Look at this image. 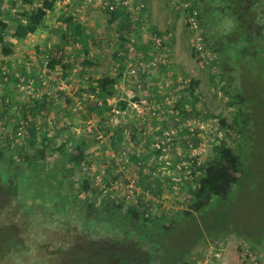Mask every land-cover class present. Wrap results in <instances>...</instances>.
<instances>
[{"label":"trees","instance_id":"16d2710c","mask_svg":"<svg viewBox=\"0 0 264 264\" xmlns=\"http://www.w3.org/2000/svg\"><path fill=\"white\" fill-rule=\"evenodd\" d=\"M17 1L0 0L1 55L15 52V45L7 36L24 39L35 33L58 2L42 0L31 10L13 11ZM32 1L23 0L28 4ZM195 2L199 10L196 17L212 55L210 63L218 68L226 92L230 93L229 104L236 107L231 123L224 119L220 122L235 130L239 137L236 142L228 139L217 142L206 162L194 161L189 167L194 189L189 190L193 199L188 208L156 216L142 197H138L136 205L128 207L122 195L102 197L95 176L89 175L88 142L84 136L80 133L73 144V130H69L66 139L55 145L49 129L39 128L37 123L41 111L59 107L67 110L64 128L69 129L70 110L74 108L70 93L59 92V98L43 93L33 104L22 105L25 120L28 115L35 119L29 122L25 133L19 136L15 128L13 136L0 140V264H189V257H184L186 245L176 246L172 235L216 197L227 198L233 185L243 181L249 171L248 163L252 162L245 154L248 131L253 125L264 127V0ZM125 9L124 5L115 10L105 6L114 20H120L121 10ZM60 20L68 29L63 31L64 38L87 45L84 26L75 15L62 13ZM123 57L118 60L123 61ZM93 62L87 58L84 64ZM50 65L52 68L60 65L65 71L72 66L61 58L50 59ZM126 72L136 91L146 88L149 82L141 81L143 72L138 77L131 76L127 68ZM119 78V74L108 73L94 80H83L88 81L84 88L86 95L81 94L82 99L86 98V111L100 117L102 125L114 108L112 98H119L117 108L130 107L127 99L117 95ZM197 86L198 81L192 79L188 88L192 97H196ZM141 96L133 101H139ZM182 102L175 108L179 112L178 121L184 123L191 111ZM122 132L119 128L111 135V144L120 145ZM132 160L140 163L141 158L134 155ZM155 181L157 188L152 192L158 195L163 192V182L161 177H155ZM254 238L253 241L248 237L252 250L264 264V232L255 233Z\"/></svg>","mask_w":264,"mask_h":264},{"label":"rangeland","instance_id":"374dc122","mask_svg":"<svg viewBox=\"0 0 264 264\" xmlns=\"http://www.w3.org/2000/svg\"><path fill=\"white\" fill-rule=\"evenodd\" d=\"M41 1L33 0L31 4H28L24 3L23 0H18L13 11L31 10L40 5ZM65 1L68 0H58L54 10L47 14L40 27L45 25L51 33L49 39L54 33L58 37L56 42L49 40L51 46L45 49L47 50L45 52L40 49L41 56L40 54L35 56L34 53L31 55L30 52H27L28 55L24 60L39 61L36 69L32 65L35 63L29 61L26 70L27 73L36 72L35 78H38L46 54L51 59H58L59 51H64L61 60L63 63L71 64V68L65 71L64 68L62 69L60 65H57L54 69L62 70L65 74L64 77H68L73 83L70 96L74 101V108L70 110L72 113V116L69 117L71 122L69 121L67 124V127L70 126V128H64L66 127L64 121H68L67 110L59 107H48V110L44 109L40 112L37 120L39 128L42 126V128L49 129V135L54 139L55 145L66 139L69 130H73L71 137L73 144L80 133L84 136L88 142L86 153L90 163L89 175L91 174V177L101 175V180L96 177L94 182L95 185H98L102 197L105 194L110 197H114L112 195L117 196L116 186L119 183L125 185L133 178L136 179L139 188L137 197H142L143 201H147L152 207L151 212L155 213L156 216L161 213L171 215L173 212L188 208L193 199L189 190L194 186L192 185L194 182L189 167L194 161L206 162L217 142L225 139L236 142L239 137L235 130H230L220 122L221 119H224L226 123H231L236 107L229 104L230 93L226 92V86L218 75V68L210 63L209 57L212 55L203 37L201 25L199 32L203 37L205 50L197 52L194 48L198 41L194 39L195 31L189 25V14L192 8L198 7L196 0H128V2L125 1L128 6L124 5L126 9L121 10L123 13L122 20L110 18L111 15L105 11L104 0H84L85 6L89 5L99 9V16L84 17L89 22V33L87 34L91 44L95 46L98 40L100 41L99 44L105 43L101 46L105 56L101 58L99 64L90 67L91 71L100 72L104 75L108 73L119 74L120 78L117 85L119 84L121 87L116 89L117 95L127 99L130 105L129 108H126L128 114L125 116L118 114L116 117L112 112L104 125L95 113H87L86 102L84 101L86 98H81L82 93L86 95L84 88L88 81L81 79L86 73L79 74L77 71L83 65L82 58L85 57L86 48L78 42L75 44L63 37V31L66 30L65 25L60 20V15L67 11ZM140 1L145 4L142 10L140 9ZM8 4L6 3L4 7L7 8ZM119 5L122 4L119 3ZM108 29L110 33L105 34ZM126 30L129 31L128 35L131 38H135L136 44H144L143 48L146 50L142 52L145 54L152 47L151 33L153 30L170 34L169 63L149 73L151 75L148 77L149 87L146 86V88L138 91L134 89L131 84L133 82L129 81L127 77V62L124 59L120 62L119 56L116 54L119 51L116 48L119 42L117 39H121L120 42L125 44ZM7 37L12 41L13 37ZM88 42L86 40V43ZM19 44L20 41L14 43L15 50ZM88 48H90V44ZM101 53L103 54V52ZM2 64L8 65L12 73L17 72L21 76L27 74L23 72L26 69V61L25 63L24 61L21 62L22 68H15L0 58V65ZM59 74H61L60 71ZM13 75L17 76L16 74ZM15 76L11 77L8 83L0 82V140H6L7 136L14 135L15 128L23 120L22 105L24 103L31 105L36 99V94L28 93L26 90H20L16 87V84L13 83L17 81ZM180 77L187 79L188 85L184 89L176 90ZM192 79L198 81V86L194 92L196 97H192L188 89ZM51 81L53 80L50 79L48 87L51 89V96H53L56 95V89L55 83ZM141 81L143 82V79ZM179 93L181 96H178ZM139 94L154 100L161 106L159 118L157 120L152 119L149 125L136 116L131 105L133 99ZM91 96L94 97V95ZM56 97L59 98L57 95ZM166 97L170 100L173 98L176 100L168 102ZM118 99L114 97L110 103L117 107L115 104ZM181 101H183L182 104H185V108L191 111L189 115L185 116L186 122H180L179 126L175 127L165 126L163 123L164 112L169 110L168 113L175 117L179 113L175 106ZM60 106L65 105L60 104ZM28 109L27 113L29 112ZM82 114H87V116L84 117ZM170 120L174 119L170 116ZM119 128H122V131L124 128L133 130L134 136L129 139L123 138L120 145H115V147L111 144L110 138ZM171 129L179 132L178 140L173 141L170 147L165 150L166 155H164V150H159L154 146V138L162 134L163 130ZM248 135L245 154L252 162L248 163L249 171L243 181L233 185L227 198L216 197L197 216L180 225L172 235V240L177 244L176 246L186 245L184 257H189V264H262L259 257L253 252L252 243L248 237L254 241L255 233L264 232V127L253 125L249 129ZM121 136L123 137V132ZM221 136L223 138H220ZM181 139L183 141H180ZM122 149H126L130 153L126 161L127 167L124 169H121L113 159V154L116 155ZM134 155L141 158L140 163H134L132 160ZM52 160H54L53 156L50 157V161ZM147 176H152V178L148 179ZM155 177H161L163 182L161 186L163 192L158 195L152 192L157 188ZM178 179L183 180L182 183ZM132 204L125 202V207ZM142 205L139 208H142ZM244 236L247 237L248 241ZM192 248L193 251H191ZM34 253L37 254V250L34 249Z\"/></svg>","mask_w":264,"mask_h":264},{"label":"built area","instance_id":"2783aa9c","mask_svg":"<svg viewBox=\"0 0 264 264\" xmlns=\"http://www.w3.org/2000/svg\"><path fill=\"white\" fill-rule=\"evenodd\" d=\"M128 0H104L105 6L109 7L110 10L117 9L119 3L125 6H128V4L125 2ZM144 1V0H142ZM141 2V1H140ZM145 4L141 2L140 9L142 10ZM142 7V8H141ZM199 10L198 8H193V10L189 14V25L191 28L195 31V37L198 41V44L194 46L195 50L197 52H203L205 50V46L203 43V37L201 36L199 32L200 23L197 20L196 15L198 14ZM154 31L151 33V40H152V47L149 49L147 54L141 52L138 49V45L136 44L135 38H131V36L128 35L129 31H125V37L127 38L123 49H121L118 52V56H124L123 59L127 62V69L128 73L131 76L138 77L140 72H143L144 74L151 73L154 69L166 66L170 61V48H169V38L170 34L168 35V32H160V31ZM129 39V40H128ZM98 52V51H97ZM64 51L60 50L58 53V58H63ZM50 57L48 54H46V58L44 59L43 65H42V71L39 72L38 78L33 77H27V76H21L17 72H11V68L8 67L6 64L0 65V82H6L8 83L10 81L11 77L15 76L17 78L16 82H13L16 84V87H18L20 90H26L28 93L36 94V97H39L43 93L51 94V89L48 87V83L50 79L52 83H55V91L56 95L59 92H67L71 94L72 91V80L68 77H64V73L60 69H54L50 65ZM56 70V71H53ZM61 74H59V71ZM12 75V76H11ZM37 80V82H36ZM176 90H179L180 88L184 89L188 85V80L185 78L180 77L179 82H177ZM147 87H149V83H147ZM56 95H53L56 97ZM178 96H181V93L178 94ZM168 102H171L176 99H169L166 97ZM133 110L145 124L151 122L152 119L157 120L159 118V115L161 114V106H159L154 100L148 99L146 96L140 97L139 101H133L132 102ZM113 112L114 116H118V114H121L125 116L128 114V109H120L117 107H114L111 111ZM39 118V117H38ZM33 119V117L29 116L27 120H22L20 124L17 126V134L19 136H22L23 133H25L27 129V125L29 122ZM2 128V127H1ZM4 128V126H3ZM194 129L193 127L191 128ZM2 130V129H1ZM123 138L129 139L132 134L134 133L133 130L124 128L123 129ZM159 136H156L154 138V146H156L159 150H164V155H166L165 150L170 147V145L173 143L175 139H177L179 132L176 130H163ZM220 138H223L221 136ZM134 153V152H133ZM128 151L126 149L120 150L116 155L113 154V159L117 164H119L121 169H124L127 167V158ZM132 155V154H131ZM162 158V156H160ZM97 177L98 180H101V175H95V178ZM181 179H178L180 181ZM138 186L136 183V179H131L129 183L122 184L119 183L118 186H116V192L118 195H122L124 197V201L131 202L134 205L138 203L139 198L137 197L138 192ZM136 193V194H135ZM113 196V195H112ZM147 202V201H146Z\"/></svg>","mask_w":264,"mask_h":264},{"label":"crops","instance_id":"0c3cea01","mask_svg":"<svg viewBox=\"0 0 264 264\" xmlns=\"http://www.w3.org/2000/svg\"><path fill=\"white\" fill-rule=\"evenodd\" d=\"M83 3H84V0H68V1H65V4H67L65 6V8L67 10L66 11V14L71 13V14L75 15V17L78 18L79 21L81 22V24L84 26L85 34L87 36V42L88 41L89 42L87 43V45H85V46L83 45V46H84V48L87 49L86 52L88 51L87 52V58H91L94 61L93 63H90V64L85 65L84 64V61L87 58L86 57H83L82 58L83 65L81 66V69L79 71H77V73H79V74L86 73V74H83L85 76H84V78H81L82 81L85 80V79H88V80L89 79H93L94 80V79H97V78H99V77H101V76L104 75L103 73H100V72H96L95 73V71H91V68L90 67L99 64V62L101 61V58H103L105 56L104 55L103 48L101 47L102 44L105 45V43L99 44L100 41L98 40L95 43L96 44L95 46L93 44H91V40H90V38L88 37V34H87V33H89V30H88L89 22H87L88 19H85L84 18L85 16L86 17H90L92 15L99 16V9L97 7H94L93 8V7L89 6V5H86L85 6ZM110 18H111V16H110ZM121 20H122V17H121ZM64 27H65V30L67 31L66 26H64ZM109 33H110L109 29L107 31H105V34H109ZM52 34H53V36L51 37V39H49L50 36H51V33L47 30V28L44 25L42 28H39L35 33H32V34L28 35L24 39H15V38H13L12 41L14 43L17 42V41H20L19 46L16 48V50H15V52L13 54L7 55V56L6 55H1L0 58H2L3 60L9 62V64H11L12 66H14L15 68H22L21 67V62L24 61V63H25V61H26V66H25L26 69L23 70V72L27 73V71H26L27 70V64H29L32 61L30 59L24 60L25 57L28 55L27 52H30L31 55H32V53H34L35 56H36V54H40V56H41L42 55V52L39 51V50L40 49H43L44 52L47 51L45 49H47L49 46H51L50 45L51 42L49 43V40H52V42H56V40L58 39V37L54 33H52ZM101 36H104V35L101 34ZM108 38H110V36H108ZM117 40L119 42H118L116 48L117 49H120V48H122L124 46L123 45L124 43L123 42L122 43L120 42L121 39H117ZM123 40H124V38L122 39V41ZM110 43H111V41H110ZM75 44H77V43H75ZM89 44H90V48H88ZM16 46H17V44H16ZM138 47H139V49H140L141 52L146 50V49L144 50V48H143L144 47V44H142V43L138 44ZM117 49H115V50H117ZM101 52H103V54ZM40 56H39V58H40ZM32 62L35 63V64H32V65L36 69V67L38 66V62L39 61L34 60ZM113 62H116V61H113ZM35 74H37V73L36 72L27 73L25 76L35 78L37 76ZM141 77L143 79V82H148V79H149L148 77H151V75L150 74H143ZM120 87L121 86L119 84L118 85L116 84V89L117 88L120 89ZM168 112L165 111L164 114H163V116H164V120H163L164 125L165 126H170L171 125V126H174V127L175 126H179V123L180 122L177 121L178 120L177 117L176 116L173 117ZM27 115L28 114H25V116H27ZM22 116H23V119L25 120L26 117H24V113L22 114ZM29 116L30 115H28L27 117H29ZM170 116L174 120H170ZM179 117H180V119L182 118V116H179ZM34 120L32 122H35ZM133 127H136V126L133 125ZM180 141H183V140L181 139ZM179 143H178V145H179Z\"/></svg>","mask_w":264,"mask_h":264}]
</instances>
